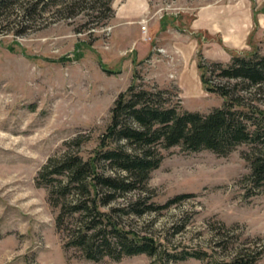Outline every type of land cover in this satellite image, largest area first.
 <instances>
[{
	"label": "rangeland",
	"instance_id": "374dc122",
	"mask_svg": "<svg viewBox=\"0 0 264 264\" xmlns=\"http://www.w3.org/2000/svg\"><path fill=\"white\" fill-rule=\"evenodd\" d=\"M199 10H216L219 17L196 31ZM188 40L197 45L191 55ZM254 52L264 55V0H12L0 11V264H214L243 244L261 252L254 264H264V186L250 187L245 159L262 142L241 143L224 156L161 149L143 189L102 207L125 229L154 238L160 245L153 256L93 261L76 247L64 248L50 187L36 184L50 158L93 155L134 72L144 87L168 90L182 109L206 114L224 98L205 89L200 57L227 64ZM189 69L197 77L181 81L180 71ZM205 77L226 82L209 71ZM227 82L242 99L240 108H264V89ZM98 170L123 173L108 162ZM178 195L187 197L127 212L138 197L162 206ZM80 219L71 218L70 228Z\"/></svg>",
	"mask_w": 264,
	"mask_h": 264
},
{
	"label": "trees",
	"instance_id": "16d2710c",
	"mask_svg": "<svg viewBox=\"0 0 264 264\" xmlns=\"http://www.w3.org/2000/svg\"><path fill=\"white\" fill-rule=\"evenodd\" d=\"M11 1L0 0V11L9 8ZM105 10L112 12L108 4ZM197 66L202 70L200 79L205 89L224 98L220 107L206 114L184 110L166 96L170 94L168 90L144 87L134 72L131 83L118 93L110 108L109 122L93 155L86 160L77 154H65L59 161L50 158L39 170L36 184L50 187L48 200L58 207L55 226L66 235L64 248L76 247L85 259L93 261L104 256L118 260L123 256L156 254L160 244L154 238L125 229L110 210L102 207L120 194L143 189L149 173L163 158L161 149L180 146L186 151L205 149L224 156L241 143L262 142L263 148H254L245 159L249 163L246 179L250 187L264 186V108H240L242 99L235 96V86L227 82L241 79L264 89V55L254 52L247 57L232 56L227 64L207 63L200 57ZM206 71L226 82H209ZM105 162L123 173L100 172L99 164ZM183 197L187 195H178L162 206L147 204L144 197H138L128 204L127 212L131 209L129 212L141 214L167 207ZM77 216L81 217L79 225L70 228V219ZM260 253L243 244L231 258L214 264H254ZM188 255L204 258L199 252Z\"/></svg>",
	"mask_w": 264,
	"mask_h": 264
},
{
	"label": "crops",
	"instance_id": "0c3cea01",
	"mask_svg": "<svg viewBox=\"0 0 264 264\" xmlns=\"http://www.w3.org/2000/svg\"><path fill=\"white\" fill-rule=\"evenodd\" d=\"M219 17V12L216 10H199L198 13L196 14V19H195V25L193 27V30H200L201 28H204L205 23L209 21H216ZM190 41L189 44H187V51L190 52L191 54L195 53L196 50V41L195 40H188ZM180 79L181 81H187L190 79V81H194L195 77H197V71L193 69H189L188 71H180Z\"/></svg>",
	"mask_w": 264,
	"mask_h": 264
}]
</instances>
